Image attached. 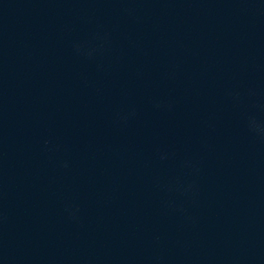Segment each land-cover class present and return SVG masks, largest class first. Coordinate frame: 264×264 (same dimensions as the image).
<instances>
[{"label":"water","instance_id":"95a60500","mask_svg":"<svg viewBox=\"0 0 264 264\" xmlns=\"http://www.w3.org/2000/svg\"><path fill=\"white\" fill-rule=\"evenodd\" d=\"M0 264H264V0H0Z\"/></svg>","mask_w":264,"mask_h":264}]
</instances>
